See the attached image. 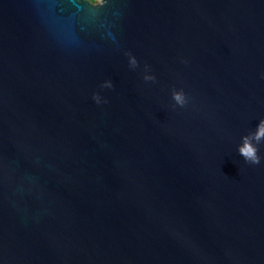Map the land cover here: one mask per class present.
<instances>
[{"label":"water","instance_id":"obj_1","mask_svg":"<svg viewBox=\"0 0 264 264\" xmlns=\"http://www.w3.org/2000/svg\"><path fill=\"white\" fill-rule=\"evenodd\" d=\"M261 120L264 0H0V264H264Z\"/></svg>","mask_w":264,"mask_h":264},{"label":"clouds","instance_id":"obj_2","mask_svg":"<svg viewBox=\"0 0 264 264\" xmlns=\"http://www.w3.org/2000/svg\"><path fill=\"white\" fill-rule=\"evenodd\" d=\"M89 3L93 6L101 5V0H89ZM132 63H136L135 57L132 58ZM151 79V78H148ZM112 84L109 81L107 87H111ZM173 98L179 103L181 106L185 103V94L183 92L173 93ZM94 99L99 103V95H96ZM255 140L256 143L253 144L252 140ZM244 143L239 148V153L244 157V159L252 164H259L260 163V156L258 155V144L261 141H264V120L260 121L258 125L257 131L252 134L251 137L244 136L243 137Z\"/></svg>","mask_w":264,"mask_h":264}]
</instances>
